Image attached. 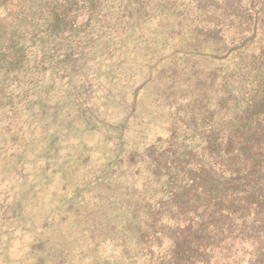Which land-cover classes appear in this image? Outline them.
Here are the masks:
<instances>
[{
    "label": "trees",
    "instance_id": "obj_1",
    "mask_svg": "<svg viewBox=\"0 0 264 264\" xmlns=\"http://www.w3.org/2000/svg\"><path fill=\"white\" fill-rule=\"evenodd\" d=\"M85 4L0 53V264H264V0Z\"/></svg>",
    "mask_w": 264,
    "mask_h": 264
},
{
    "label": "rangeland",
    "instance_id": "obj_2",
    "mask_svg": "<svg viewBox=\"0 0 264 264\" xmlns=\"http://www.w3.org/2000/svg\"><path fill=\"white\" fill-rule=\"evenodd\" d=\"M87 0H0V53H4L13 38L28 32L25 20H31L32 13L41 20L48 14H59L67 8L70 17L78 22L86 19ZM38 9V10H37ZM41 13V14H40ZM20 14V15H16Z\"/></svg>",
    "mask_w": 264,
    "mask_h": 264
}]
</instances>
